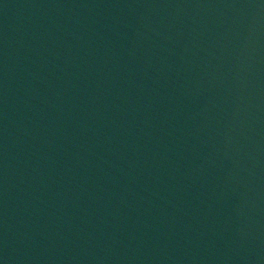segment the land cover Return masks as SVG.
<instances>
[{
    "label": "water",
    "instance_id": "obj_1",
    "mask_svg": "<svg viewBox=\"0 0 264 264\" xmlns=\"http://www.w3.org/2000/svg\"><path fill=\"white\" fill-rule=\"evenodd\" d=\"M0 264H264V0H0Z\"/></svg>",
    "mask_w": 264,
    "mask_h": 264
}]
</instances>
